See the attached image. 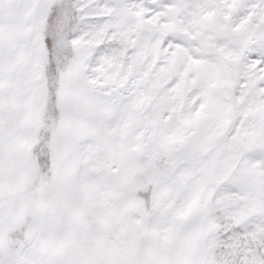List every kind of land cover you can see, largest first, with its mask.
I'll return each instance as SVG.
<instances>
[{
	"label": "snow or ice",
	"instance_id": "obj_1",
	"mask_svg": "<svg viewBox=\"0 0 264 264\" xmlns=\"http://www.w3.org/2000/svg\"><path fill=\"white\" fill-rule=\"evenodd\" d=\"M0 264H264V0H0Z\"/></svg>",
	"mask_w": 264,
	"mask_h": 264
}]
</instances>
